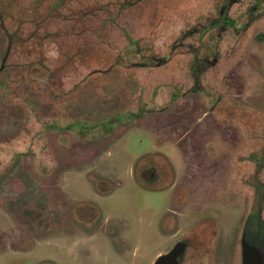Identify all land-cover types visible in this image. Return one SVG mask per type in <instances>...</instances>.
I'll return each mask as SVG.
<instances>
[{
    "label": "rangeland",
    "instance_id": "obj_1",
    "mask_svg": "<svg viewBox=\"0 0 264 264\" xmlns=\"http://www.w3.org/2000/svg\"><path fill=\"white\" fill-rule=\"evenodd\" d=\"M60 1L0 0V264H153L183 238L181 264H242L264 0ZM38 13L41 54L9 47Z\"/></svg>",
    "mask_w": 264,
    "mask_h": 264
},
{
    "label": "trees",
    "instance_id": "obj_2",
    "mask_svg": "<svg viewBox=\"0 0 264 264\" xmlns=\"http://www.w3.org/2000/svg\"><path fill=\"white\" fill-rule=\"evenodd\" d=\"M232 0H226V5H225V11L227 10V8L229 7V4ZM67 2L68 0H61L58 5L55 8H52L50 13L55 14L56 16L62 17L64 19L69 20L70 19V15H61V13L63 12L62 8L67 7ZM128 5V6H133V3L130 0H126L125 2H123L120 6V8H122L123 6ZM109 7V6H107ZM91 12V9H86L85 12H83L84 15H86L87 13ZM0 18L3 19L2 14H0ZM35 20L32 21V23L35 24V29L30 32V34H23V26L21 23L19 26L16 27V29H14V31H9L8 28H6L4 25L1 26V30L2 33L7 36L8 38V43H9V47L11 46V43H16V42H20L23 46V48L25 49H29V54L33 55L34 57L36 55L41 54V45H40V40H41V35L39 33L40 27H38V25L40 24L41 26L44 25L45 23H47V17H39V13L38 15H36ZM33 18V19H34ZM215 24V22H211L208 26L207 29H210L211 26H213ZM48 35H52V33L49 30H46L45 32V36ZM81 35L83 36V32H81ZM44 36V37H45ZM54 38H56L54 36ZM130 39V44L131 45H135L139 50H140V43L137 40H134L131 38V36H129ZM34 41V43L32 44L31 42ZM36 41V42H35ZM31 44V45H30ZM85 45H82L79 48H76L75 50V54L78 55L80 58H82L84 53H87L88 51V46H87V41H84ZM35 45V46H32ZM143 51L145 52L147 50V47H142ZM139 50H131V53H139ZM141 52V51H140ZM139 55V54H138ZM145 55V54H143ZM145 57V56H144ZM67 59H70L71 56H66ZM123 56L120 53L119 55H116L114 63L115 65L120 64L121 62H123ZM125 61V60H124ZM36 62H38V60H34L33 64H37ZM140 62H137L135 65H140ZM112 64V65H113ZM124 64V63H123ZM257 205L255 210L251 213V215L249 216V227L251 231H256V232H263L264 231V221L261 218V212L264 208V185L262 182H260L258 180L257 182ZM261 229V230H260Z\"/></svg>",
    "mask_w": 264,
    "mask_h": 264
},
{
    "label": "water",
    "instance_id": "obj_3",
    "mask_svg": "<svg viewBox=\"0 0 264 264\" xmlns=\"http://www.w3.org/2000/svg\"><path fill=\"white\" fill-rule=\"evenodd\" d=\"M154 176V175H153ZM249 223L247 222V225ZM247 228V227H246ZM187 244L184 240L178 241L166 253L160 254L153 264H181L186 252ZM242 264H264V247L260 248L252 244L247 235V231L241 239Z\"/></svg>",
    "mask_w": 264,
    "mask_h": 264
},
{
    "label": "flooded vegetation",
    "instance_id": "obj_4",
    "mask_svg": "<svg viewBox=\"0 0 264 264\" xmlns=\"http://www.w3.org/2000/svg\"><path fill=\"white\" fill-rule=\"evenodd\" d=\"M250 219L248 218L247 222L249 221ZM94 220H90L89 223H93ZM247 227V228H246ZM261 230V229H260ZM247 231V235H248V239L249 241L254 244L255 246L257 245V242H260L262 241V243L264 244V231L263 232H256V231H251L250 230V227H249V224L245 225L244 227V230H243V233H242V236L244 235V232ZM242 239V238H241ZM181 240H184L187 244V249H188V241L187 239L183 238ZM186 249V250H187Z\"/></svg>",
    "mask_w": 264,
    "mask_h": 264
}]
</instances>
